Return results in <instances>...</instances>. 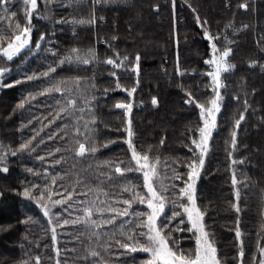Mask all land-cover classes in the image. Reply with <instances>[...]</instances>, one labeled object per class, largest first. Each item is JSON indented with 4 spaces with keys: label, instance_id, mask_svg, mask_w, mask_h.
<instances>
[{
    "label": "trees",
    "instance_id": "obj_1",
    "mask_svg": "<svg viewBox=\"0 0 264 264\" xmlns=\"http://www.w3.org/2000/svg\"><path fill=\"white\" fill-rule=\"evenodd\" d=\"M30 7L0 6V264H148L153 254L142 248L154 247V232L137 225L153 212L151 193L132 148L155 166L151 183L164 197L156 228L168 247L195 256L182 190L203 159L196 206L219 264H261L264 0H37L29 21ZM24 27L30 43L8 60L3 48L21 43L14 36ZM226 49L216 126L201 154L199 106L211 108L217 91L206 61ZM85 124L87 139L76 132ZM117 166L133 170L121 176Z\"/></svg>",
    "mask_w": 264,
    "mask_h": 264
},
{
    "label": "snow or ice",
    "instance_id": "obj_2",
    "mask_svg": "<svg viewBox=\"0 0 264 264\" xmlns=\"http://www.w3.org/2000/svg\"><path fill=\"white\" fill-rule=\"evenodd\" d=\"M22 2L25 5H30V9L25 13V15L28 17L29 21L31 20L32 17V13L33 11L37 8V0H22ZM97 2H102V0H97ZM9 3V0H0V6H3L5 4ZM242 7H246V5H241ZM5 11H7V9H5ZM13 17L15 16V13L11 14ZM94 22V21H93ZM80 23H84V21H80ZM17 28H20L19 23L16 24ZM29 28L28 27H24L21 34L20 35H15L14 36V41H21V36H26L29 32ZM43 39V37H42ZM28 44V40L24 39L20 44H18L15 48L13 47V43H8L7 47L3 48V54L5 56H7L8 60H12L13 55H15L16 53H18L20 51V49L22 47H24V45ZM12 50L11 52L9 50ZM75 51V50H74ZM217 51L214 48V52ZM231 49H226L222 52L220 58H219V63L217 64V68H216V72L215 74H210L212 75V79L215 83V87L217 89L216 91V99L211 101L212 104V108L207 109V115L209 117H211V123L208 120L204 121V126L201 127L199 129L200 134H201V143H196V141H193L194 144H196L197 148H200L201 154L205 153L207 151V140L208 137L211 135V129L213 127H215V116L213 115V112H218L219 111V107L217 104V101L219 99H221L220 94L218 89L221 87L220 84V79H219V74L221 71H228L230 66H226L224 64L225 59L230 55ZM126 59V58H125ZM139 60V57H137V61ZM65 61H61V63H64ZM81 62L83 64H89L91 61L88 59H83L81 60ZM106 64L109 65H114L116 67H119V65L116 64V61H114L113 59H108L105 61ZM206 63H216V60H212V61H206ZM50 71H55V68L50 69ZM114 74V73H113ZM45 75H47V73H45ZM31 79V77L29 78ZM57 91H60V89H56ZM134 91V90H133ZM191 102V101H189ZM75 101L74 100H70L69 104L72 107H75ZM153 103H156L155 100H153ZM199 106V105H198ZM117 108H127L129 111L131 110V105H123V104H117L116 105ZM202 108V116L204 115V110H203V106H199ZM81 111H83L81 109ZM243 120V115H241L240 119L236 121V127H239L240 121ZM94 123V121H93ZM85 128V132H81L79 128L76 129V132L80 135L85 137V139L88 138V136L90 135L91 130L89 129L88 125L85 124L84 125ZM129 135H131V132H129ZM233 148L235 147V132H233ZM129 146L130 148L131 146V142L129 141ZM23 147H27V145H24ZM86 146L85 143H79V148L78 151L76 152L77 156L80 157H84L86 154ZM132 160L135 162V170L137 171H143L144 169H148V171H143V176H144V180H145V184L146 187L148 188L149 193H151V198L148 200V208L153 209L152 214L148 215L146 220H141L140 223L137 225V227H147L148 228V232L149 233H155V235H148L147 239L153 243L154 247H143L142 250L145 252H149L151 251L153 253V260H150L148 262V264H155V260H163L164 264H219V260L216 257V249L211 245V243L207 240V232L204 231V227L203 224L201 223L202 219H203V213L195 206V200L193 195H191L189 193L188 190H190L192 188V185L189 184L187 185V189L188 190H182V195L187 196L188 200L191 201L192 203V207H183V211L185 213L188 214V219L191 221V226L192 229H197L200 234H201V238L197 239V250L195 253L194 257H189L184 253H178L177 251H173L170 247H168V242L165 239L164 236L161 235L160 230H158L155 227V222H156V218L157 215L160 211L163 210L164 204H163V200L164 197L162 194H159L156 192V190L152 187V183H151V177H150V172L154 175L155 174V166L154 165H150L148 163L149 161V157L147 154L143 155L142 157L135 151L134 148H132ZM143 161V163L141 162ZM235 162V161H234ZM204 163L203 159H200V165L202 166ZM190 167L193 168L192 173L189 176V179H192L193 176L197 175L196 171H195V165H190ZM133 170L132 168L129 167H125V168H121L120 166L115 167L114 171L115 173L119 174V175H124V173L126 171H131ZM4 171H7V169H4ZM233 184H236V179H235V175H233ZM125 191H128L127 188L124 189ZM25 196L29 195V192L26 190L24 192ZM239 197V194L237 193V198ZM67 199H71V194H69ZM140 203H144V198H140L139 199ZM56 203H60V201H56ZM103 203V202H101ZM124 204L129 205V207H131V202L130 200H124L123 201ZM97 211L100 214H103V209L102 208H97ZM237 211H239V209L237 208ZM85 214L88 217H91L93 214V210L92 208H87L85 209ZM124 215H127V209H125ZM45 215H47V212H45ZM139 215H143V214H139ZM174 215H179V213H175ZM112 222L111 219L107 220L106 223ZM69 221L65 220L64 224H68ZM72 223H76V221H73ZM93 225L96 224V222L93 220L91 222ZM181 223H183V221H181ZM55 231V229H53V232ZM139 235H144V233H138ZM237 237L240 236L239 231H237L236 233ZM132 237H129V239H131ZM53 239L55 240V236H53ZM119 243V242H118ZM122 247H129V245L127 244H121ZM133 251H135L136 249L133 248ZM92 256H98L99 253L97 252H92L91 253ZM241 256H243V252L241 251L240 253ZM37 264H39V258H37Z\"/></svg>",
    "mask_w": 264,
    "mask_h": 264
},
{
    "label": "rangeland",
    "instance_id": "obj_3",
    "mask_svg": "<svg viewBox=\"0 0 264 264\" xmlns=\"http://www.w3.org/2000/svg\"><path fill=\"white\" fill-rule=\"evenodd\" d=\"M24 39H27L28 40V44H26V45H29V43H30V32H28V34L26 35V36H21V41H18V42H22ZM219 58H220V56H216V57H214V59L216 60V63H212L213 65H214V73L213 74H215V72H216V68H217V64L220 62L219 61ZM213 59V60H214ZM224 64L226 65V66H228L227 65V58L225 59V61H224ZM221 72H223V71H221ZM221 72H220V74H219V79H220V76H221ZM1 79H2V76H0V84H1ZM217 104H218V107H219V100L217 101ZM211 108H212V106H211ZM219 112V111H218ZM218 112H213V115L215 116V126H216V119H217V114H218ZM203 119H204V121L205 120H208L210 123H211V117H209L208 115H207V111L206 110H204V115H203ZM215 130V127H213L212 129H211V135L208 137V140H207V145H206V147L208 148V145H209V141H210V139H211V136H212V133H213V131ZM198 143H201V136H200V139L197 141V144ZM199 149V151H200V148H198ZM200 153H201V151H200ZM206 153V152H205ZM204 154V153H203ZM142 162V161H141ZM143 163V162H142ZM146 171H148V169H145ZM192 171H193V168H192ZM192 171H191V173H192ZM195 171H196V173H197V175H195V176H193L192 177V179H190V182L188 183V185L189 184H191L192 185V188L190 189V190H188L187 189V186H186V188H185V190H188L189 191V193L191 194V195H193V197H194V200H195V206H196V187H197V181H198V178H199V174H200V171H201V166L200 165H198V166H195ZM150 177L152 178V173L150 172ZM153 187V186H152ZM185 196V195H184ZM186 198H187V196H185ZM188 199V198H187ZM190 202V204H189V206H187V207H189V208H191L192 207V203H191V201H189ZM197 207V206H196ZM152 211H153V209H152ZM159 214V213H158ZM187 214V213H186ZM187 217H188V214H187ZM157 218H158V215H157ZM157 218H156V220H157ZM188 221H189V223L191 224V221L188 219ZM201 223H202V221H201ZM203 224V223H202ZM155 227H156V222H155ZM192 227V226H191ZM204 227V226H203ZM193 231H195L196 233H197V239L198 238H200V239H202L201 238V234H200V232L197 230V229H192ZM154 235H155V233H154ZM208 240V239H207ZM212 245V244H211ZM213 246V245H212ZM153 254V253H152ZM262 254H263V260H262V263L261 264H264V250L262 251ZM216 257H217V255H216ZM154 259V257H153V255H152V260ZM155 264H164V261L163 260H155Z\"/></svg>",
    "mask_w": 264,
    "mask_h": 264
},
{
    "label": "water",
    "instance_id": "obj_4",
    "mask_svg": "<svg viewBox=\"0 0 264 264\" xmlns=\"http://www.w3.org/2000/svg\"><path fill=\"white\" fill-rule=\"evenodd\" d=\"M20 44V43H19ZM17 45H15V46H13L14 48L16 47ZM23 49V47L20 49V51ZM10 52L12 51L11 49L9 50ZM19 51V52H20ZM2 54H3V52H2ZM17 54V53H16ZM3 56H5L4 54H3ZM14 56V55H13ZM5 57H7V56H5Z\"/></svg>",
    "mask_w": 264,
    "mask_h": 264
}]
</instances>
